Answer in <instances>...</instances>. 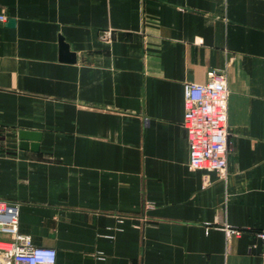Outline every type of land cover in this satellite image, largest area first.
<instances>
[{"label":"crops","instance_id":"1","mask_svg":"<svg viewBox=\"0 0 264 264\" xmlns=\"http://www.w3.org/2000/svg\"><path fill=\"white\" fill-rule=\"evenodd\" d=\"M0 16V202L19 233L56 264H264V0H0ZM212 71L223 175L188 169L182 127L183 84Z\"/></svg>","mask_w":264,"mask_h":264},{"label":"built area","instance_id":"2","mask_svg":"<svg viewBox=\"0 0 264 264\" xmlns=\"http://www.w3.org/2000/svg\"><path fill=\"white\" fill-rule=\"evenodd\" d=\"M4 20L0 16V21ZM110 39V31L101 33V41ZM183 97L188 169L223 175L227 168L229 98L224 75L212 71L204 83H184ZM18 214L19 204L0 202V232L7 237L0 239V264H56L54 249L35 247L29 236L19 233ZM260 237L264 242V232Z\"/></svg>","mask_w":264,"mask_h":264},{"label":"water","instance_id":"3","mask_svg":"<svg viewBox=\"0 0 264 264\" xmlns=\"http://www.w3.org/2000/svg\"><path fill=\"white\" fill-rule=\"evenodd\" d=\"M9 25H14V22L12 20L8 21ZM59 46L61 55L65 59H71L74 60V56L69 53L68 46L64 43L62 38H59ZM19 147L21 149L27 150L30 149L31 151H37L38 150V143L41 138V134L38 132H29V131H20L19 134Z\"/></svg>","mask_w":264,"mask_h":264}]
</instances>
